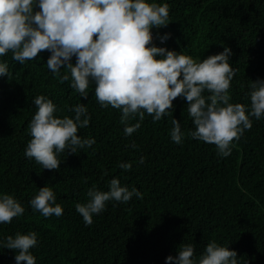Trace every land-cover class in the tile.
I'll list each match as a JSON object with an SVG mask.
<instances>
[{
    "label": "trees",
    "instance_id": "1",
    "mask_svg": "<svg viewBox=\"0 0 264 264\" xmlns=\"http://www.w3.org/2000/svg\"><path fill=\"white\" fill-rule=\"evenodd\" d=\"M155 2L169 6V23L152 29L153 43L198 60L229 47L236 70L230 102L250 110L249 86L264 80V0ZM165 34L170 36L162 43ZM49 55L42 52L24 64L11 52L0 57L10 74L0 76V194L13 195L25 209L11 223L0 224V242L17 232H35L38 243L30 251L36 264H175L166 257L176 256L180 244H192L198 260L211 241L236 250L238 264H264V117H250L251 129L233 142L227 157L188 135L194 125L183 98L159 121L145 114L140 128L126 136L121 111L101 107L94 83L87 99L70 81L60 83L48 69ZM67 72L61 69L60 75ZM38 95L53 101L58 118H74L70 108L76 104H84L91 117L78 134L95 143L76 154H59V170L42 169L24 155ZM173 118L184 133L181 144L171 139ZM138 120L130 119L129 126ZM122 162L131 169L119 168ZM113 178L139 190L142 198L109 201L86 225L76 204L87 202L93 186L108 191ZM46 185L63 208L58 217L45 218L31 208L30 200ZM15 255L0 247V264H16Z\"/></svg>",
    "mask_w": 264,
    "mask_h": 264
},
{
    "label": "clouds",
    "instance_id": "2",
    "mask_svg": "<svg viewBox=\"0 0 264 264\" xmlns=\"http://www.w3.org/2000/svg\"><path fill=\"white\" fill-rule=\"evenodd\" d=\"M168 23L169 6L155 0H0V57L11 52L13 60L24 64L49 52L48 69L59 75L60 83L70 81V87L84 99L90 83H94L101 107L121 111L126 136L140 128L145 114L159 121L173 110L177 98H183L194 125L188 135L215 145L217 155L227 157L233 142L251 129L250 117H264V80L257 79L249 86L246 95L250 97V110L243 103H231L229 89L236 74L229 63L231 49L224 47L222 52L198 60L157 46L152 29ZM169 36L165 34L161 42ZM64 68L68 72L60 75ZM0 76H10L6 62H0ZM205 92L209 94L205 96ZM33 103L36 111L28 125L31 139L24 155L42 169L59 170V154H76L78 149L95 143L78 134L91 119L84 104L70 108L74 118H58L51 99L38 95ZM135 117L139 120L129 126V120ZM172 125L171 139L181 144L184 133L180 121L173 118ZM131 147L135 148V143ZM118 167L127 171L132 165L122 162ZM134 195L143 196L136 188L129 190L113 178L108 191L89 188L87 202L77 203L75 208L84 223L91 225L93 215L103 212L107 202L127 203ZM30 205L45 218L63 214L55 192L47 185L39 188ZM24 211L13 195L0 194V224L11 223ZM37 243L35 232H17L0 242V247L16 251V264H36L30 250ZM194 254L192 244L182 243L178 254L167 256L166 261L238 264L236 250L215 241L207 243L198 260Z\"/></svg>",
    "mask_w": 264,
    "mask_h": 264
},
{
    "label": "built area",
    "instance_id": "3",
    "mask_svg": "<svg viewBox=\"0 0 264 264\" xmlns=\"http://www.w3.org/2000/svg\"><path fill=\"white\" fill-rule=\"evenodd\" d=\"M163 45H161V47H162Z\"/></svg>",
    "mask_w": 264,
    "mask_h": 264
}]
</instances>
